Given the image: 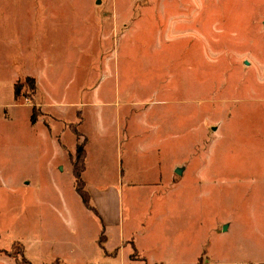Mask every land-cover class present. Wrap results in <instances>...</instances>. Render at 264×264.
Instances as JSON below:
<instances>
[{"label": "rangeland", "instance_id": "rangeland-1", "mask_svg": "<svg viewBox=\"0 0 264 264\" xmlns=\"http://www.w3.org/2000/svg\"><path fill=\"white\" fill-rule=\"evenodd\" d=\"M14 79L24 82L18 97ZM132 113L140 124L123 123ZM80 148L87 163L101 165L99 184L114 182L127 148L149 151V166L160 168L210 159L205 180L190 168L179 184L214 190L217 204L202 206L216 207L220 220V207H235L215 252L258 239L264 0H0V264L22 257L18 241L35 218L39 264H59L53 254L63 248L93 255L98 227L69 164Z\"/></svg>", "mask_w": 264, "mask_h": 264}, {"label": "crops", "instance_id": "crops-1", "mask_svg": "<svg viewBox=\"0 0 264 264\" xmlns=\"http://www.w3.org/2000/svg\"><path fill=\"white\" fill-rule=\"evenodd\" d=\"M24 76L32 77L28 74ZM16 79L13 81L15 82ZM139 116L134 113L124 114L123 123L129 122L134 126L140 124ZM75 124L70 125L74 127L73 130L76 128ZM179 124L174 123V127ZM136 152L126 149L125 166L122 165V161L118 163V155L114 182L99 184L103 176L100 170L102 167L99 164L96 166L93 162L87 163L86 150H84L82 181L89 193L92 208L84 202L83 204L91 211L94 226L98 227L91 243L93 255L86 251L78 253L71 247L63 250L58 248L59 250L53 254L54 262L59 264H264V164L256 166L259 177L256 195L260 237L258 239L240 237L238 241H230L222 250L217 248L216 253L214 238L221 237L222 232L230 230L231 222L226 220V213L232 212L235 207L232 204L220 207L223 214L220 220L216 207L213 211L212 207L205 209L202 206L203 199H209L208 204L211 206L217 204L216 196H212L215 194L214 190L186 192L179 184L181 176L190 168L197 171L198 179L203 176L205 180L204 173L210 172V168H205L210 164V159L198 158L200 155H196L192 160H176L173 164L160 168L158 163L149 166L148 159L151 158L149 151ZM201 155L204 156L205 153L202 152ZM258 157L264 163V155ZM69 164L72 168L71 161ZM137 165L141 169L144 166L147 168L145 171L135 173L133 168ZM177 170L179 172H176ZM162 181L171 184L170 188H162L159 193L151 190L147 193H143V190L132 191L136 186L152 189L155 184ZM124 187L131 188V192L125 196L122 194ZM242 207L251 208V205L243 204ZM203 212L207 215V221ZM31 221L33 223H27L24 230L21 239L23 242H18L22 247L23 256L28 255L29 258L27 256L26 258L32 264H39L41 258L39 242L42 241L43 236L41 219L35 218ZM245 232L247 233L246 229ZM210 239L213 240L212 252L209 250ZM6 263L16 264L14 260Z\"/></svg>", "mask_w": 264, "mask_h": 264}, {"label": "trees", "instance_id": "trees-1", "mask_svg": "<svg viewBox=\"0 0 264 264\" xmlns=\"http://www.w3.org/2000/svg\"><path fill=\"white\" fill-rule=\"evenodd\" d=\"M25 81L28 82L31 90H34L35 86H36V81L34 80V78L26 76ZM24 82H15L14 83V97H18L19 93H20V89L22 87V85ZM32 114H31V121L33 122L36 119V111H35V107H32ZM84 150H82V148L77 150V154L75 155L74 160L72 161V172H73V183H74V187L76 188V190L78 191L82 202H84L85 205H88L92 208L90 202H89V193L87 191V189L84 187L83 181H82V170L84 167ZM14 243V242H13ZM12 243V245H13ZM11 245V246H12ZM18 245L20 247V249L22 250V247L20 245V243L18 242ZM23 253V250H22ZM10 255V254H9ZM13 256L15 257V254H13ZM15 263L16 264H32L27 258H25L22 254L21 258H17L15 257Z\"/></svg>", "mask_w": 264, "mask_h": 264}, {"label": "built area", "instance_id": "built-area-1", "mask_svg": "<svg viewBox=\"0 0 264 264\" xmlns=\"http://www.w3.org/2000/svg\"><path fill=\"white\" fill-rule=\"evenodd\" d=\"M164 264H174V263H164ZM241 264H251V263H241Z\"/></svg>", "mask_w": 264, "mask_h": 264}, {"label": "water", "instance_id": "water-1", "mask_svg": "<svg viewBox=\"0 0 264 264\" xmlns=\"http://www.w3.org/2000/svg\"><path fill=\"white\" fill-rule=\"evenodd\" d=\"M176 172H179V170H177Z\"/></svg>", "mask_w": 264, "mask_h": 264}]
</instances>
